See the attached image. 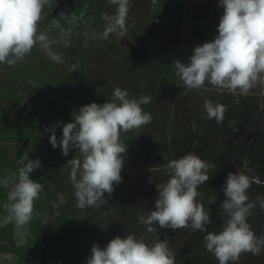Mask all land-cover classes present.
<instances>
[{
  "label": "clouds",
  "instance_id": "9594fccd",
  "mask_svg": "<svg viewBox=\"0 0 264 264\" xmlns=\"http://www.w3.org/2000/svg\"><path fill=\"white\" fill-rule=\"evenodd\" d=\"M129 2L109 0L116 6V12L104 17L105 38L111 33L118 37L126 34ZM47 3L48 0H0V64L14 66L37 43L45 48L50 59L62 62V57L50 50L48 35L38 31ZM218 5L223 12L214 39L195 46L187 64L174 61L176 75L189 90L199 89L207 82L234 97L247 96L254 87L264 85V0H218ZM75 67L71 70L75 71ZM150 100L149 96H130L127 89L117 87L112 98L103 104L83 105L72 121L45 127L44 131L50 133L49 143L53 148L59 147L63 156L73 148L80 153V157L69 160L78 207L107 203L105 194L110 197L114 185L122 182L127 146L121 141V133L151 122V114L142 107ZM204 110L208 119L219 124L227 107L205 100ZM57 127L62 130L59 139ZM18 163V176L8 191V199L13 202L10 218L17 225H24L32 219L33 203L42 190V185L30 178L40 168V160L23 155ZM210 167L195 153L170 160L166 165L169 179L157 187L154 209L141 214L140 222L149 233L157 232L158 228L189 227L206 232L205 249L218 264L238 261L241 253L259 255L264 249V236L258 237L248 223L256 204L249 201L247 194L251 184L259 183V179L244 171L227 175L223 187L225 199L220 204L226 222L219 232H207L205 226L211 223V215L196 198L199 186L210 178ZM257 202L264 209V197ZM90 253L86 264H175L176 259L166 240L149 244L134 234L115 236L104 247L94 244Z\"/></svg>",
  "mask_w": 264,
  "mask_h": 264
},
{
  "label": "rangeland",
  "instance_id": "374dc122",
  "mask_svg": "<svg viewBox=\"0 0 264 264\" xmlns=\"http://www.w3.org/2000/svg\"><path fill=\"white\" fill-rule=\"evenodd\" d=\"M189 1L200 3L202 8L191 9L190 6H186ZM213 1L181 0L180 3H177L179 1L176 3L172 1V3L170 0H130L126 19V34L123 37H118L115 33H111L105 38L103 36L106 23L104 17L105 15H113L116 12V6L109 3V0H53V2H48L42 10L41 19L37 25L38 31L45 32L50 41L60 39L72 32V36L75 38L79 34L78 31L81 30L79 24L83 23L87 27L86 33L80 40L77 39L78 43L76 41L72 42L71 39L73 38L70 36L71 39L64 41V47L61 44H50V50L58 53L62 57V62L56 63V61L49 58L46 50L34 46V58L30 59L32 62L29 61L26 65L30 63L38 66L41 59L47 56L45 58L46 63L51 61L55 64H48L46 69L51 82L55 83V86L64 87L65 92L68 94H74L78 89V92L70 99L77 100L81 95L85 101L89 99L90 102L97 104H103L105 101L110 100L114 89L117 87L133 91V96L136 98L145 96L146 88L143 86L144 80L142 78L144 79L146 74L156 73L158 87L163 92L158 99H151L150 103L142 106L145 112L151 114L152 120L149 124L141 126L140 130L145 135H160L161 130L164 131L165 129L168 131V135L175 134L176 129L171 127L168 130L170 126L161 125L160 120L166 115H170L171 118L179 105L182 107L185 102L189 101L192 102L190 113H195L196 108L203 114L204 118L206 114L204 110L205 100L197 99L195 101V99H190L189 94L193 95V98L203 95L200 88L192 89L188 93L183 82L177 77L176 70L175 78L171 77L172 73L167 71L168 63H163L166 60L160 61V58L165 50L177 51V59L181 63L187 64L195 46L214 39L223 9L218 5V2ZM87 11L88 13H86ZM207 22H210L215 28L212 27V30L207 29L205 25ZM69 23L72 26L68 25ZM175 25L178 26L175 27ZM91 37L94 38L91 39ZM146 43H149V45ZM22 63H24L23 60L18 61L16 65L20 66ZM70 63L72 66L76 65L73 73L78 75L77 85L76 79L73 76L70 78L66 74V68L69 67ZM40 66L43 67V65ZM12 68L10 65L7 67V64H0V88L4 89L5 83H8L11 88L14 86L17 89L20 85L29 84L27 76H34L28 72L30 69L27 66L21 71ZM25 78H27L26 81H24ZM36 78L35 76L32 77L31 83ZM37 79L39 80V78ZM41 81L33 83L43 84ZM205 86L208 89L220 91L221 97L225 98L226 101L231 99V94L226 90L221 91L207 82L201 88ZM11 88L8 87L7 91ZM48 90L47 87L42 92H36L35 90L27 103L30 104L38 96L45 99L44 94ZM263 91L264 85H258L250 90L248 96L251 99L252 96L263 95ZM0 96H3L0 100V152L4 151L14 159L13 161L16 164L13 167L9 165H0V167L14 169L13 176L16 179L20 167L18 160L23 155H27L30 159L38 158L42 163V160L49 153L48 140L44 137L46 134L42 127L37 126L31 140L17 142L15 138L9 141L13 132L9 131L8 128H11V125L16 121V118L13 117L14 112L21 116H25L26 112L23 110V106L21 109L11 108L5 94ZM160 107L165 108V115L161 114ZM67 113L69 112L64 111L62 115L66 116ZM69 117L73 118L74 116L70 114ZM173 125L174 123L171 126ZM37 137H39L40 142H34ZM0 155L3 154L0 153ZM125 158L121 175L127 179V182L124 183L126 191L123 195L116 196L112 194L111 198H114V200L105 194L107 203H100L96 206H88L79 210L80 207L75 204L77 200L75 189H72V164L70 172H65L64 175L61 174L52 179H48V177L46 180L42 179L43 183L41 185L44 187V191H48L52 195L49 196V194H44L41 191L38 200L33 203V211L36 210L42 214L37 220L43 232L41 239L38 236L34 238L35 241H38L34 245L38 243L44 248L49 246V250L56 247L60 254L59 264H67L66 261H69V264H86V260L91 254L92 245L96 244L104 247L115 236L123 238L128 234H134L132 226L136 222L138 225L134 229L137 233L134 235L138 238L143 237L149 244L155 243L162 228H158L157 232H147V226L140 222L139 216L146 214L148 210L154 209L157 193H153L151 187L153 186L156 189L160 185L163 179L162 176L165 175L167 169L162 168L152 171L148 168L147 170L142 169L140 172H133L131 168L126 167L130 160L126 164ZM50 172L49 169L43 170L46 175ZM32 173L34 174V171ZM32 176L35 177V175ZM77 178L79 179V175H77ZM38 182H40V179ZM119 185L123 186V184ZM251 187L254 192L255 186L251 185ZM62 191L66 194L63 195ZM254 195L256 197V193ZM121 196L127 202L125 207L123 204L125 201ZM127 198L131 201L129 202ZM48 201L50 205L49 209L46 210L49 204ZM12 203L10 201L3 204L7 205V209L10 211ZM133 203H135L134 207L129 208ZM43 204H45L46 209H44ZM129 209L131 216L127 215L126 212ZM2 210L1 206L0 211ZM68 211L71 213H68ZM113 212L115 214L111 215ZM65 217L69 218L72 227L66 225L62 227ZM57 219L62 221L60 222L62 223L61 226L57 225L58 227H56L55 222ZM79 230V233L83 235V241L76 242V232ZM36 232H38V229L34 233L36 234ZM71 237H73L72 241H69L68 239ZM67 240L70 243L72 242L68 250L65 247ZM76 249L81 251L82 257L80 260L76 258L78 255ZM175 251H173V254H175ZM263 256L264 254L261 256L262 260ZM175 262L179 264L180 260L176 258Z\"/></svg>",
  "mask_w": 264,
  "mask_h": 264
},
{
  "label": "trees",
  "instance_id": "16d2710c",
  "mask_svg": "<svg viewBox=\"0 0 264 264\" xmlns=\"http://www.w3.org/2000/svg\"><path fill=\"white\" fill-rule=\"evenodd\" d=\"M48 2H53V0ZM68 25L72 26L70 23ZM79 26L81 27V30L78 31L79 34L73 38V32L70 33L67 37L68 40L73 38L71 39L72 42L76 41L78 43V40L85 35L87 27L83 23H80ZM177 26L178 25H175V27ZM75 34L77 33L75 32ZM70 36L71 38H69ZM146 44L149 45V43ZM35 46H39L45 51V48L41 44L37 43ZM31 51L33 55H35L34 47ZM164 60L166 61L163 63L167 62L169 65L167 71L172 73L170 76L175 78L174 61L178 60L177 51L170 52L165 50L160 58V61ZM29 61L32 62L24 57V63L20 66L15 64L12 66V69L21 71L27 66L30 69L28 72L39 78V80L36 78L33 82L39 83L42 80L41 82H43V84L37 85L36 83H31V78L34 76H27V78H29L28 85H20V87L16 89L14 86L11 88L10 84L5 83V88H0V95L5 94L11 108L21 109L23 106V110L26 112L25 116H21L14 112L13 117L16 118V121L11 125V128H8L9 131L13 132L9 141L15 138L17 142L31 140L37 126H41L44 131L45 127L53 126L57 122H70L75 119L81 106L91 103L89 99L85 101L84 97L81 95L79 96L81 97L80 99L79 97L77 100L70 99L78 92V89H76L74 94H68L65 92L64 87L55 86V83L51 82L48 71L46 70L48 64L55 65L51 61L46 63V59L41 60L38 66H34L30 63L26 65ZM40 65H43V67ZM68 66L69 67L66 68V74L70 78L73 76L76 79L77 85L78 75L74 74L71 70V63ZM27 78H25L24 81H26ZM142 80H144L143 86L146 88L144 95L151 97L153 100L158 99L163 91L158 87L157 74H146ZM8 87L11 88V90L7 91ZM45 87L49 89L48 92L44 94L45 99L38 96L30 104L27 103L35 90L36 92H42ZM187 90L188 93H190L192 89ZM200 90L203 95L193 98L194 96L189 94V98L195 99V101L197 99L212 100L213 102L225 105L227 110L224 113L223 122L218 124L214 119H208L206 114L203 118V114L196 110V108L195 113H190V109L192 110V102H185V105L182 106L183 108L180 105L177 107L171 118L169 117L170 115H166L160 120L161 125L170 126L168 130L171 127L176 129L175 134L168 135V131L165 129L164 131L161 130L160 135H145L141 133L143 131L140 130V128L121 133V141L127 146V151L124 154V157H126L125 163L127 164L128 160H130L126 167L131 168L133 172H140L142 169L147 170L148 168L152 171L162 168L166 169V165L170 160L179 158L187 153H195L200 158L207 161L212 166L208 171L210 178L205 184L199 186V195L196 198L211 215V223L205 226L207 232H219L226 222L227 217L220 204L225 199L223 187L227 175L235 171H244L250 176L257 177L260 182L251 184L255 186V191L253 192L252 187H250L247 192L249 201L256 204V207L251 210V215L248 217V223L258 237L264 236V209H262L257 202L259 197H264V91L261 96H252V100L248 95L239 97L230 95L231 99L226 101L225 98L221 97V92L218 90L208 89L206 86L200 88ZM127 91L130 96L134 95L133 91L128 89ZM2 97L3 96H0V100ZM163 107H160V112L165 115L166 111ZM64 111H68L69 113L63 116L62 114ZM70 114L74 117L70 118ZM233 121L235 123H230ZM173 123L174 125L171 126ZM44 133L46 134L44 137L48 140L49 153L42 160V163H40V168L34 170V174L31 173V179L36 182L40 179V182H38L40 184L43 183L42 179L46 180L47 177L48 179H52L58 175H64L65 172H70L71 163L69 160L73 157H80L79 151H76L74 148L69 150L67 156H63L59 147L53 148L49 143L50 133L45 131ZM61 135L62 130L60 127H57V139H59ZM34 142H40L39 137H37ZM245 161L247 162L246 168ZM44 169H49L51 172L46 175L43 173ZM32 175H35V177ZM121 177L122 182L119 184H123V186L119 184L115 185L114 191L112 192L113 195H123L126 191L124 183L127 182V179L123 175H121ZM162 177L163 179L160 185L169 179L167 170ZM151 188L153 193H157V187L156 189L153 186ZM72 189L74 190L73 187ZM44 190L42 186L41 191H43L44 194H49L48 191L45 192ZM255 193L256 197L254 195ZM62 194L65 195L66 193L62 191ZM51 195L52 194H49V196ZM109 198L114 200L111 196ZM121 198L124 200L123 196H121ZM214 199L215 203H213ZM36 200H38V198ZM127 200L129 202L131 201L128 198ZM124 201L125 202L122 203L125 207L127 202L126 200ZM45 204H43V207ZM75 204L77 205V203ZM49 205L50 202L48 208L46 209L44 207V209L48 210ZM134 205L135 203L129 208H133ZM80 209L81 208H79V210ZM131 210L133 211L134 209ZM126 212L127 215H130L131 211L129 209L126 210ZM68 213L71 212L68 211ZM114 214L115 212L111 213V215ZM60 222H62L60 219L56 220V227H58L57 225H62ZM65 225L67 227L73 226L68 217H65L62 227ZM137 225L138 223L136 222V224L132 226L134 234L137 233L134 229ZM41 228L38 229L39 233H43ZM79 232L80 230L76 232L77 234L75 233L76 242L83 241V235ZM205 235L206 232L199 230L193 231L190 227L176 230L162 228L156 242L158 240H166L170 250L172 252L176 250L174 255L180 260L179 264H218L214 255L205 249ZM72 238L73 237L68 240L72 241ZM68 240L65 242L66 250L70 248L72 243L68 242ZM76 250L78 252L76 258L80 260L82 257L81 251H78V249ZM261 252L259 255H253L251 252L241 253L238 261L230 262V264H264V256L263 260L261 258L264 254V249H261ZM66 263L69 264L70 262L66 261ZM175 264L177 263L175 262Z\"/></svg>",
  "mask_w": 264,
  "mask_h": 264
},
{
  "label": "crops",
  "instance_id": "0c3cea01",
  "mask_svg": "<svg viewBox=\"0 0 264 264\" xmlns=\"http://www.w3.org/2000/svg\"><path fill=\"white\" fill-rule=\"evenodd\" d=\"M3 152H0L4 155H0V165L16 166L14 159ZM13 174L14 169L0 167V209L1 206L3 208L0 211V264H59L60 254L56 247L49 250L38 243L34 245L38 242L34 238L38 236L41 239L43 234L39 230L34 233L40 229L37 219L41 213L34 210L30 223L20 225L21 227L10 218V211L5 204L10 202L8 191L15 181ZM1 202L5 204L2 205Z\"/></svg>",
  "mask_w": 264,
  "mask_h": 264
},
{
  "label": "flooded vegetation",
  "instance_id": "af4514ba",
  "mask_svg": "<svg viewBox=\"0 0 264 264\" xmlns=\"http://www.w3.org/2000/svg\"><path fill=\"white\" fill-rule=\"evenodd\" d=\"M172 1H174L175 3L177 2V1H179V2H177V3H180L181 2V0H170V2H172ZM211 2H214L213 0H210ZM216 2L215 3H217L218 2V0H215ZM173 3V2H172ZM186 6H190V8L191 9H198L199 7H201V4L200 3H197V2H192L191 3V1H189V3H188V5H186ZM186 6H184V7H186ZM202 8V7H201ZM84 11V9L82 10V12ZM89 11V10H88ZM88 11H87V13H88ZM203 21H205V20H203ZM202 21V22H203ZM198 22V21H197ZM211 22V21H210ZM210 22H207V23H205V25H206V28L207 29H213L212 27H214V26H212L211 25V23ZM80 23V22H79ZM215 28V27H214ZM67 37H68V35H64L62 38H60V39H56V40H51V44L52 45H55V44H61L62 45V47H64V45H65V42L64 41H66L67 40ZM94 37H91V39H93ZM51 46V45H50ZM26 58H27V60H30V59H32V58H34V55H33V53H32V51L29 53V54H27L26 56H25ZM47 56H45V57H43L41 60H44L45 58H46ZM26 62V61H25ZM8 66V65H7ZM261 96V95H260Z\"/></svg>",
  "mask_w": 264,
  "mask_h": 264
}]
</instances>
